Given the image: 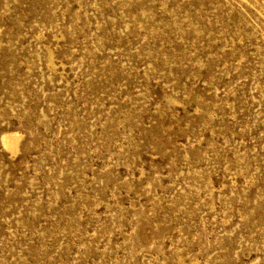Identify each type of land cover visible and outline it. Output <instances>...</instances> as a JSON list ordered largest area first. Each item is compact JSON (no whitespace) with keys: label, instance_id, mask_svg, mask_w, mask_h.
<instances>
[{"label":"rangeland","instance_id":"1","mask_svg":"<svg viewBox=\"0 0 264 264\" xmlns=\"http://www.w3.org/2000/svg\"><path fill=\"white\" fill-rule=\"evenodd\" d=\"M6 131L0 264H264V0H0Z\"/></svg>","mask_w":264,"mask_h":264},{"label":"bare ground","instance_id":"2","mask_svg":"<svg viewBox=\"0 0 264 264\" xmlns=\"http://www.w3.org/2000/svg\"><path fill=\"white\" fill-rule=\"evenodd\" d=\"M20 137H21V133H19V132H16V131H6V132L2 133V135H1L0 138H1V141H2L3 146L6 149H8V150H14V149H16L18 147V143H19Z\"/></svg>","mask_w":264,"mask_h":264}]
</instances>
